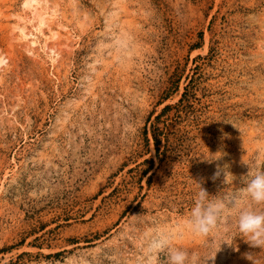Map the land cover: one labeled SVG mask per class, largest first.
I'll return each mask as SVG.
<instances>
[{
  "label": "rangeland",
  "instance_id": "1",
  "mask_svg": "<svg viewBox=\"0 0 264 264\" xmlns=\"http://www.w3.org/2000/svg\"><path fill=\"white\" fill-rule=\"evenodd\" d=\"M28 1L0 0V264H148L165 229L264 264L235 215L185 227L196 181L264 169V0Z\"/></svg>",
  "mask_w": 264,
  "mask_h": 264
},
{
  "label": "clouds",
  "instance_id": "2",
  "mask_svg": "<svg viewBox=\"0 0 264 264\" xmlns=\"http://www.w3.org/2000/svg\"><path fill=\"white\" fill-rule=\"evenodd\" d=\"M225 155L227 153L222 150L209 152L201 160L211 164L222 160ZM229 169L230 165L227 163L222 167L218 164L212 179H218L223 174L225 177L223 183H225L228 175L231 174L235 181L237 177ZM239 181L243 182L242 187L224 195H210L202 187L203 181H196L199 191L185 221V227L192 235L208 237L235 215L238 232L247 237L246 242L251 247H264V207H261L264 206V169L248 171L239 178ZM177 235L167 229L158 232L148 246V264H159L161 254L166 255V264H198L195 253L175 246L174 240ZM224 244L231 246L227 242ZM219 251L203 259L202 264H208V261H213L214 264ZM246 258L249 259V254H246Z\"/></svg>",
  "mask_w": 264,
  "mask_h": 264
},
{
  "label": "bare ground",
  "instance_id": "3",
  "mask_svg": "<svg viewBox=\"0 0 264 264\" xmlns=\"http://www.w3.org/2000/svg\"><path fill=\"white\" fill-rule=\"evenodd\" d=\"M33 1H35L36 2V0H29L27 3H26V5L28 6L29 4H31ZM41 23L43 22V23H46L45 22V19L43 18V16L41 15ZM20 31L22 32L21 34H22V36H25V37H27V34L25 33V31L23 30V29H20ZM3 62H4V60L3 59H1V61H0V64H3Z\"/></svg>",
  "mask_w": 264,
  "mask_h": 264
}]
</instances>
